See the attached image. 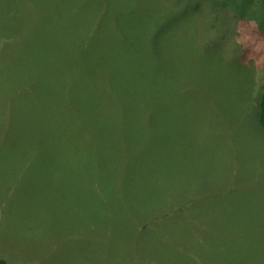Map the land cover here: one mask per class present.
Masks as SVG:
<instances>
[{"label": "rangeland", "instance_id": "obj_1", "mask_svg": "<svg viewBox=\"0 0 264 264\" xmlns=\"http://www.w3.org/2000/svg\"><path fill=\"white\" fill-rule=\"evenodd\" d=\"M242 2L0 0L1 260L264 264V34ZM100 41L112 68L81 83L95 109L112 81L97 127L66 112L38 134L35 89Z\"/></svg>", "mask_w": 264, "mask_h": 264}, {"label": "trees", "instance_id": "obj_2", "mask_svg": "<svg viewBox=\"0 0 264 264\" xmlns=\"http://www.w3.org/2000/svg\"><path fill=\"white\" fill-rule=\"evenodd\" d=\"M236 1V0H232ZM238 2L240 0H237ZM247 3H253L254 11L247 13L246 11V5ZM240 10L239 18L245 19L246 21H257L259 24V32L263 35L264 31L261 30L263 27L264 29V0H243L241 3V6L234 9V11ZM225 14L229 15V17H232L231 15H235V13L231 12L230 10H227V12H224ZM249 16V18H245V16ZM261 30V31H260ZM136 39V38H135ZM153 40V39H152ZM103 41H100V46H98L97 50L91 51L88 48L82 55L81 63L77 67L75 66L72 75L69 77L70 82L68 81V84L64 83V86L60 90H53L49 93H39L37 89L36 90V96H35V114H36V120L41 123V127L38 128L37 133H41L44 130H51V124H46L42 120V118H45L46 116L50 117H56L59 114H65L66 112L74 113L75 111L78 112L80 116H82V121L85 125H91L93 122H95V127H97L98 124V117L103 111H107L109 109V104L112 103V81L108 86L106 85H100L95 81L97 85L100 86V92L97 94L95 98V109H93V103L92 100H90L86 96V86L85 84L89 81V78L92 75H96L94 78L96 79L97 73H101L103 76H105L110 68H112V47H102ZM153 48L155 52L158 53V48L156 45V42L153 43ZM139 51H133L132 55L130 57L131 63L134 65L140 64V65H150L149 58L145 55L139 59V55H137ZM161 49L159 51V54L157 55L158 59L156 62H160L162 58ZM37 62L40 63L42 60V56H38L36 58ZM165 63V61H163ZM71 74V72L69 73ZM78 79H80L77 81ZM81 84L80 86H77ZM75 86H74V85ZM262 95H260V105H259V112L258 117L261 125L264 127V86L261 88ZM67 94V102H65L64 98ZM67 110V111H66ZM95 113V114H94ZM94 114V115H91ZM73 119L65 120V123L72 122ZM53 124V123H52ZM54 125V124H53ZM74 128V123L72 126V129H69L68 131L72 132ZM44 129V130H43ZM92 135H97L96 129L92 131H88ZM53 133V132H52ZM55 134V133H54ZM59 137V136H58ZM36 142H39L38 137L36 138ZM54 143L60 144L59 140L53 141ZM42 143L40 140L39 146ZM154 205H151L150 207H153ZM150 214V213H149ZM138 215H135L133 217H136ZM132 217V218H133ZM0 264H6V261L0 259Z\"/></svg>", "mask_w": 264, "mask_h": 264}, {"label": "bare ground", "instance_id": "obj_3", "mask_svg": "<svg viewBox=\"0 0 264 264\" xmlns=\"http://www.w3.org/2000/svg\"><path fill=\"white\" fill-rule=\"evenodd\" d=\"M9 113V112H8Z\"/></svg>", "mask_w": 264, "mask_h": 264}]
</instances>
